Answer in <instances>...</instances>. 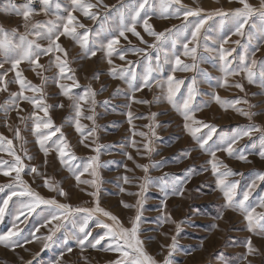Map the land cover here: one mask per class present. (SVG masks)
Segmentation results:
<instances>
[{
    "label": "rangeland",
    "instance_id": "1",
    "mask_svg": "<svg viewBox=\"0 0 264 264\" xmlns=\"http://www.w3.org/2000/svg\"><path fill=\"white\" fill-rule=\"evenodd\" d=\"M57 2L61 5L59 9H55ZM88 2L97 4L91 10L98 13L97 20L84 16L79 10L74 11L73 15L84 25L77 28V32H88L87 47L96 51L95 56L86 55L79 41L61 36L57 43L66 50V57L53 51L40 56L38 63L43 65L42 68H36L28 61L18 66L17 70L26 81L42 89V92L25 89L24 95L41 97L43 104L48 106L47 115L24 99L18 100V107H9L7 112L0 107V136L12 141L13 150L23 162L21 179L42 198L54 199L57 204H67L72 209L94 208L98 197L100 207L115 215L125 228H131V222L139 212V238L143 241L144 250L157 264H164L165 258L170 264H264V234L257 229L249 231L244 215L236 208L227 206L217 183L221 177L213 174L210 163L217 164L218 172L231 170L234 173L225 178L226 183L237 185L234 200L238 201L245 192H250L248 203L255 206L264 197V180L257 179V174L264 173V158L260 156V152L264 151L260 140L264 134V87L260 86L259 75L254 78V83H249L246 73L230 75L225 80L223 62L219 59L220 38L228 37L224 48L234 49L228 57L231 67L240 66V58L246 55L244 46L248 45V61L255 59L257 66L254 71L259 72L260 65L264 63V40L256 38L260 35L257 31L261 24L259 14L254 13L249 19L243 30L245 35L238 36L233 34L232 17L215 13H231L242 7L239 0H181V4L187 8L203 9L200 18L206 21L197 41H191L190 31H185L183 25L196 23L197 17L190 16L187 21L183 16L168 15L165 18L161 15V0H149L148 23L157 33L171 30L170 33L166 32L168 39L157 48L151 47L159 42L145 31L141 19L136 31L143 42L131 32H126L127 39L119 37V43L114 45L116 52L109 64L107 42L114 32L118 35L121 13H124L127 22L131 10L138 6L137 0ZM248 2L254 8H260L261 0ZM10 4L19 7L28 4L35 9L31 23L55 20L57 14L66 17L65 9L70 10V0H53L54 11L50 14L40 10L43 7L41 0H0V27L9 31L16 29L18 33L25 32V22L22 16L5 11ZM175 7L173 5V9ZM209 13H212L210 17ZM249 33L253 35L250 44ZM29 39L36 40L41 48L49 47L47 39L35 35H30ZM186 42H189V48L196 46V61L183 55ZM257 47L259 50L252 56V51ZM139 49L144 51H137ZM121 51L125 57L123 60L119 55ZM173 52L180 55L183 63H195L196 67L190 71L181 70L175 64ZM56 56L67 61L64 74L57 67ZM2 60L3 56L0 55ZM149 62L153 69L150 86H142ZM10 68L11 64L5 63L0 72ZM112 69L116 70L115 77ZM129 70L136 73L135 80H132ZM169 77L173 81H183L172 97L173 103L168 100ZM14 79L15 71H8L5 77L7 91H0V106L7 104L12 93L20 92L19 84L11 82ZM237 83L243 85V91L235 87ZM189 86L194 90L190 101L192 117L201 122L199 124H193L192 120L185 121L181 111L177 110L178 107L182 110L183 102L189 95ZM0 87L3 85L0 84ZM89 89L95 93L94 97L87 94ZM64 91L68 92L67 96L63 94ZM216 96L225 103L217 102ZM74 102L81 106L79 123L83 126V135L75 127ZM237 109L251 114V118L241 115ZM88 116L93 119H87ZM36 117L45 123L49 120L52 122L51 129H40L44 135L60 129L46 141L47 153L42 150L38 142L39 134L34 131ZM186 123L200 128L196 133L198 137L207 138L211 132V139L205 148L202 149L185 128ZM250 125L257 126L260 131L238 139L232 145V155L223 150L228 138ZM61 136L68 144L65 151L75 156L70 161L72 170L69 164L61 162L57 152L56 145ZM97 146L100 166L95 169L97 175L93 176L92 169L84 172L83 166L97 154L94 151ZM211 151H215V158ZM240 154L245 155L246 160H240ZM0 160L11 164L14 157L0 152ZM140 166H147L148 171L145 172ZM33 168L36 172L31 171ZM74 170L77 174L83 172L80 177L82 181L95 180L96 186L78 183ZM14 177L15 171L9 176L0 174V186L12 183ZM125 177L128 183H125ZM46 179L55 190L45 186ZM59 189H63L66 195L61 196ZM92 192H96L97 197L89 195ZM10 194L8 188L0 191V207H4L3 216L0 217V234L18 232L14 239H19L22 246L13 249L0 244V264H53L54 261H59V264H113L120 258L118 252L103 250L111 243L107 239L96 248L86 246L81 249L75 236L81 235L79 225L83 213L71 212L67 218L60 214L59 220H51V214L57 212L55 206L40 204L20 214L21 203H28V199L13 196L5 207L3 201ZM125 204L131 207H125ZM256 211L259 213L264 209L257 207ZM97 218L112 223L97 213L89 221L87 230L91 232L90 241L105 231L96 226ZM34 236L39 239H33ZM49 236L50 239H44ZM173 237L175 248H170ZM249 238L253 248L251 254L247 249ZM45 243L47 248L44 247ZM68 248L72 251H67Z\"/></svg>",
    "mask_w": 264,
    "mask_h": 264
},
{
    "label": "snow or ice",
    "instance_id": "2",
    "mask_svg": "<svg viewBox=\"0 0 264 264\" xmlns=\"http://www.w3.org/2000/svg\"><path fill=\"white\" fill-rule=\"evenodd\" d=\"M42 2V9L45 14H50L54 10L52 8L53 0H41ZM99 3V0H98ZM239 3L242 5V7L234 9L231 13H224L221 11H217L216 15H230L233 19L234 23V32L233 34L238 36H244V28L249 23V19L253 16L254 13H258L261 24L260 27L257 29V31L260 33L258 37H256L258 40H264V0H261L260 8H254L248 0H239ZM137 7L131 10L130 15L127 17V22L125 20L124 13H121V20L119 27L117 29V33L112 34V38L108 40L107 42V57L108 63L111 64V56L114 52H116V48L114 45L119 43V37H124L126 32H131L133 35L137 36L141 39L143 42V38L140 37L139 32L136 31V25L143 19L144 29L146 32H148L149 35L155 37V40L159 43L151 45L153 48H157L160 46V44L163 43L164 40L168 39V36L166 35V32L170 33L171 30H166V32H155L152 28V26L148 23V11L147 6H149V0H137ZM173 5H176L173 9ZM61 7L60 3L57 2L55 4V9H59ZM97 4H93L91 2H88V0H70V10L65 9L67 11V16H60L56 15L55 20H49L46 23H31L30 18L35 14L36 10L31 8L28 4L23 5L22 7H19L15 4H10L9 8L5 9V11H11L14 12L16 15H20L23 17L24 20V33H18L16 29L12 30H6L2 27H0V55L3 56V60L0 61V69L4 68L5 63H10L11 68L9 70L0 72V84L3 85V87H0V91H7V83L5 82V77L8 75V71H15V79L14 81L20 86V92L18 93H12L10 95L9 101L5 106L3 107L4 111L7 112L9 107L16 106L17 101L20 99L27 100L29 103L33 105L35 108H39L41 111L47 115L48 106L43 104L41 97H35V96H25L24 90L29 89L33 92H42L41 88L35 87L31 84V82L26 81L22 75V73L17 70L18 66L23 61H28L30 64L35 65L36 68H42L43 65H40L38 63L39 58L41 55H49L53 51L63 53L64 56H67V52L64 48L61 47L57 41L60 39L61 36H67L71 37L74 40H77L80 42L81 47L85 49L86 55L95 56L96 51L89 49L87 47L88 44V32L85 31L83 34H80L77 32V28H83L84 25L79 23L77 21V18L73 15L74 11H81L84 16L92 19L97 20L98 19V13H95L91 11L92 9L96 8ZM123 7V5H121ZM161 15L167 18L168 15H174L176 17L183 16L184 20L187 21L188 17L194 16L197 17V21L194 24H188L185 23L183 25V28L185 31H190L191 41H197L198 34L200 33L201 27L205 24V19L200 18V13L203 11V9H190L186 6H183L181 4V0H161ZM172 9L170 12L169 10ZM144 13L143 18L141 17V13ZM209 17L212 15V13L208 14ZM253 28H255V25H252ZM30 35H35L38 38H44L49 41V47L48 48H41V46L36 42V40L29 39ZM253 39L252 33L248 34V42L251 43ZM228 43V37H221L220 38V46H219V59L223 62L222 64V71L225 73V80L227 76L230 75H240L241 73H246L247 79L249 83H254L255 77L259 75L260 77V86L264 87V63L260 65V70L257 73L254 71V69L257 66V61L255 59H251V61H248V45H245V56H242L240 58L241 64L237 68L231 67V61H229L228 57L231 55V52L233 50L225 49L224 44ZM235 43L239 44L240 41H235ZM174 47V45H173ZM259 48L257 47L254 49L251 53L252 56H255V52L258 51ZM137 51H144L143 49H139ZM196 46H193L189 48V42H186L184 44V51L183 55L185 57H191L193 61H196ZM120 59H124L123 51L119 53ZM173 56L175 57V64L177 66L181 67V70L184 71H190L196 67L195 63L193 64H185L181 61L180 55L173 52ZM57 61V67L60 70L61 74L65 73V70L67 69V61L61 60L60 56H56ZM158 59V57H157ZM70 71V69H69ZM153 69L151 68V62H149V67L146 70L144 76H143V84L142 86H150V75ZM112 75L115 77L117 75L116 70H111ZM129 74L132 77V80H135L136 73L129 70ZM121 78H123V73L120 74ZM71 79L72 77H68ZM183 83V81H173L172 77L168 78V100L170 103H173L172 97L175 94L176 91H178L180 84ZM195 83V81H193ZM173 84H175V87H173ZM63 89V85L60 86ZM235 87L239 88L241 91H243V85L242 84H235ZM193 88L189 86L188 88V98L184 100L182 105V110L180 107L177 108L178 111H181V114L183 115L185 121L192 120L193 124H199L201 122L193 120L192 112L193 109L190 106V101L193 95ZM63 94L65 96L68 95L67 91H64ZM88 95L93 96L95 95L94 92H92L90 89L88 90ZM71 99V97H69ZM79 99H84V97H79ZM215 99L217 102L225 103L223 101H220L219 96H216ZM94 102V101H93ZM143 103H147V101H142ZM235 103H240V101H236ZM74 108L76 109V130L77 132L82 133V125L79 123V117L81 116V106L79 103L74 102L73 104ZM174 106H176L174 104ZM60 107H63V105H60ZM237 111H240L237 109ZM241 115L249 116L251 118V114L247 112L240 111ZM35 115V114H33ZM155 115V114H154ZM129 116L131 117V113H129ZM87 119H93L92 116H88ZM131 122V120L129 121ZM52 122L49 120L47 123L43 122L39 117H36L35 122V128L34 131H36L39 134V143L42 148V150L47 153V148L45 147L46 141H48L52 135H55V132H60L59 128H56L54 132L50 131L47 135H44L40 132L41 128L45 129H51ZM204 127H209L208 125H204ZM185 128L188 129V131L191 133L194 139L197 140L199 143V146L203 149L205 148V145L208 143V140L211 139V132H209L207 138H204L202 136H197L196 133L200 131L199 127H191L188 123L185 124ZM94 131V130H93ZM212 131H215L214 128H212ZM260 129L255 125H250L247 127L246 130H241L235 133L232 137L228 138L226 141L227 146L223 149L224 151H227L229 155L233 154V148L232 145L237 142L238 139H240L243 136H250L252 132H259ZM91 134V133H90ZM17 137H19V131L17 130L16 133ZM140 135H145L144 133H140ZM262 145H264V134L260 137ZM83 142V141H81ZM87 146V145H86ZM147 148V145H145ZM57 152L59 153V156L61 158V162L65 164H69L70 161L75 159V156L73 154H70L69 152L65 151L66 148H68L67 141L63 139L61 136L60 142L56 145ZM94 151L97 153L95 156L91 157L89 162L86 163L83 166V171L88 172L89 169H92L91 174L93 176H96V168H98L100 165L98 163L99 161V146H97ZM0 152H7L8 155L14 157V162L9 164L8 161L0 160V174H3L4 176H9L12 171H15V177L13 178V182L0 186V191H3L4 188L10 189V195L8 199H5L3 201V204L5 207L8 205V200H10L13 196H19V197H26L28 199V203H21V213L23 214V210L31 211L36 206L40 204H46V205H54L57 209V212L51 214V220H59L60 214H63L65 218H67L68 214L71 212L76 213H83L82 221L79 225V233L81 235H76L75 238L77 240L78 245L81 247V249L85 248L86 246L91 248H96L97 245L101 244V241L108 240L111 241L106 247H104V251H114L118 252L120 254V258L115 260L113 264H157V261L150 256L143 247V241L139 238V224H140V214L139 212L135 216V218L132 220V226L131 228H125L120 223L118 218L110 213L109 211H106L105 209L100 207L99 199L97 197L96 192L89 193V195H92L93 197H97L96 199V206L94 208H76L72 209L70 205L67 204H57V202L54 199L46 200L39 196L38 193H35L32 191L31 188H29L25 182L21 179V172L24 170V165L21 160V158L16 155L15 151L12 148V141L7 140L5 137L0 136ZM211 155L213 158H215V151H211ZM261 158H264V151L260 152ZM131 159V157H129ZM240 160H246L245 155L240 154L238 156ZM212 163V171L214 175H219L221 178L218 179L217 183L221 187V191L224 194V197L227 201V206L234 207L237 210H239L243 215L245 220L248 221V230L253 231L254 229H257L261 234H264V211L257 213L256 208L259 207L261 209H264V197H261L257 205H252L248 203L250 192H245L243 194V198L240 200H234L235 196V189H236V183H226V177L230 175H234L231 170H227L224 172H218L217 164L210 161ZM79 167V166H78ZM143 167L144 171L147 172L148 168L147 166H140ZM7 169V170H4ZM70 170L71 166H70ZM32 172H36V169L33 168L31 170ZM74 175L78 183H86V184H92L94 187L96 186V181H82L80 179L81 175H83V172H77L74 170ZM257 179L264 180V173L257 174ZM125 183H128V178H124ZM253 182V186H254ZM45 186L49 187V190H55L52 188V186L49 184V181L45 180ZM143 187V186H142ZM19 189V191H17ZM59 194L61 196L66 195V193L63 191V189H59ZM132 193H130L131 195ZM138 204L140 201L137 202ZM125 207H131V205H124ZM59 210H63L62 213L59 212ZM4 213V207H0V217L3 216ZM102 214L104 217H107L110 221H112L111 224L105 223L99 218L96 220V226L102 229H105L103 235H100L98 238L94 240H89V237L91 236V232L88 231L89 227V221L97 214ZM19 219V217H17ZM38 230V229H37ZM55 230V229H53ZM177 230H179V225L177 226ZM18 236V232L16 231H9L6 234H0V244L4 245L5 247H11L15 248L18 246H22L19 239H14V237ZM51 237H45L44 239H50ZM33 239H39V237H33ZM31 242V241H26ZM87 242V243H86ZM44 247L47 248L48 245L45 243ZM170 248H175V237H173V244L169 246ZM247 249L248 253L251 254L253 252L251 239L249 238L247 242ZM67 251L71 252L72 249L68 248ZM171 255V252H169V256ZM246 259V257H244ZM53 264H59V261H54ZM164 264H170V261L165 258Z\"/></svg>",
    "mask_w": 264,
    "mask_h": 264
}]
</instances>
